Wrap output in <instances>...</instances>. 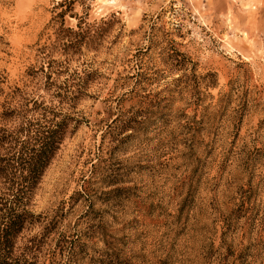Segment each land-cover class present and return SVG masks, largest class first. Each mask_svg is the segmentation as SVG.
<instances>
[{
    "label": "rangeland",
    "instance_id": "obj_1",
    "mask_svg": "<svg viewBox=\"0 0 264 264\" xmlns=\"http://www.w3.org/2000/svg\"><path fill=\"white\" fill-rule=\"evenodd\" d=\"M36 101L40 264H264V0H0V129Z\"/></svg>",
    "mask_w": 264,
    "mask_h": 264
},
{
    "label": "trees",
    "instance_id": "obj_2",
    "mask_svg": "<svg viewBox=\"0 0 264 264\" xmlns=\"http://www.w3.org/2000/svg\"><path fill=\"white\" fill-rule=\"evenodd\" d=\"M58 88L64 90L57 89L56 93L63 102L75 100L81 92L68 83ZM35 104L38 117L34 120L28 119L13 132L0 129V264H40L32 257L41 243L38 237L30 238V243L20 248L16 244L28 226L42 221V215L29 210L31 196L74 120L44 102ZM52 222L47 221L44 228L49 230Z\"/></svg>",
    "mask_w": 264,
    "mask_h": 264
}]
</instances>
